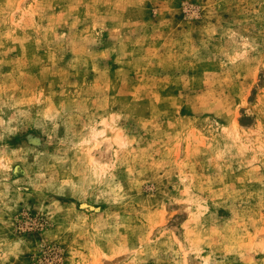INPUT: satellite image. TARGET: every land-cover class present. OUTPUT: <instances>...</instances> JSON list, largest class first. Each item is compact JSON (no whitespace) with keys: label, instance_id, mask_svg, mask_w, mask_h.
Instances as JSON below:
<instances>
[{"label":"rangeland","instance_id":"rangeland-1","mask_svg":"<svg viewBox=\"0 0 264 264\" xmlns=\"http://www.w3.org/2000/svg\"><path fill=\"white\" fill-rule=\"evenodd\" d=\"M0 264H264V0H0Z\"/></svg>","mask_w":264,"mask_h":264},{"label":"bare ground","instance_id":"bare-ground-1","mask_svg":"<svg viewBox=\"0 0 264 264\" xmlns=\"http://www.w3.org/2000/svg\"><path fill=\"white\" fill-rule=\"evenodd\" d=\"M89 153H90V151H89ZM90 156H91V158H92V155L90 154Z\"/></svg>","mask_w":264,"mask_h":264}]
</instances>
